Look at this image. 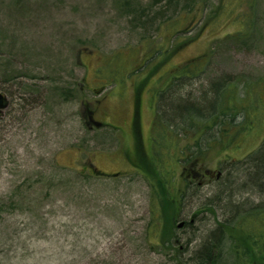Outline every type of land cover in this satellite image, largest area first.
I'll use <instances>...</instances> for the list:
<instances>
[{
    "label": "rangeland",
    "instance_id": "rangeland-1",
    "mask_svg": "<svg viewBox=\"0 0 264 264\" xmlns=\"http://www.w3.org/2000/svg\"><path fill=\"white\" fill-rule=\"evenodd\" d=\"M220 1L0 0V92L9 101L0 113V264H205L202 246L222 245L214 232L233 210L264 205V167H256L264 166V119L225 154L207 147L217 128L202 137L200 160L224 178L206 186L197 179L185 189L179 217L188 226L176 225L165 246L150 241L157 193L128 160L139 143L138 94L150 149L156 114L157 140L164 126L176 129L174 108L201 107L204 120L214 105L236 103L222 100L220 85L250 96L264 81V0L245 42L230 37L241 28L230 17L217 16L207 30L201 22L191 33L188 24L172 33L196 11L214 16ZM190 37L147 78L158 63L155 55L147 59L150 49H172ZM202 58L200 76L172 86L173 69ZM256 90L259 116L264 85ZM252 99H244L249 109ZM166 163L172 171V160ZM179 177L182 187L188 179ZM250 226L259 232L261 225Z\"/></svg>",
    "mask_w": 264,
    "mask_h": 264
},
{
    "label": "trees",
    "instance_id": "trees-1",
    "mask_svg": "<svg viewBox=\"0 0 264 264\" xmlns=\"http://www.w3.org/2000/svg\"><path fill=\"white\" fill-rule=\"evenodd\" d=\"M258 0H221L218 5L214 16L205 15L204 11H196L191 18L178 19L174 25H181L180 29L173 28L172 33L177 34L184 26L190 25L189 29H186L187 33H191L201 22L203 27L201 30L209 28L216 22L218 17L232 18L233 24L235 23L241 28L237 30L234 35L230 37L238 39L240 42H245L249 39L250 34L256 28V6ZM245 6L249 8L247 12L240 11L239 9ZM200 7V5H199ZM218 16V17H217ZM217 17V18H216ZM180 22V23H179ZM185 31V29H184ZM183 31V32H184ZM194 38H188L185 41L179 42L172 49L166 48H153L150 49L147 59H151L153 55V61H158L154 70H151L147 78L153 77L168 60L184 47ZM161 51V53H159ZM201 61L204 59H195L190 61L184 66H178L173 74L170 76L172 86L177 84L181 79H192L201 75L202 66ZM146 63V62H145ZM143 64L139 70L144 68ZM177 80V81H176ZM264 85V81L256 84L251 90L247 87L245 90L250 91V96L240 95V90L237 85L222 86L220 92L221 98L224 101L225 97L236 98V103L227 104L222 102L219 105L212 107L213 112L203 120L205 117L204 112L201 114V107H191L192 110L188 111L180 105L178 108L173 109L175 117L176 129L172 130L168 126H164L162 136L156 140V137L151 139L150 149H146L142 143V140H138L140 148L136 142L134 152L128 153V160L130 165L142 173L147 179L152 189L154 188L157 195H153L151 198L152 206L155 207L153 211V217L155 220L154 233L150 236V241L155 244V241L168 244L171 240V236L175 226L177 225V219L180 214V206L182 200V193L184 194L185 188L178 186V176H180V170L182 169L180 162L185 160L190 167L201 168V164H204L201 155V139L209 131H213L217 128V134L213 137V140H209L207 145L212 148H219L218 153L225 154L229 144L234 145L235 138L240 136L248 138L247 133L258 124H262L264 119V112H261L259 116L257 103L262 100V95L256 90L257 87ZM253 97V108L249 109V104L244 103V99ZM221 100V101H222ZM169 105V104H168ZM210 105V104H209ZM183 107V108H181ZM89 112H91L89 110ZM180 112L187 113L186 115ZM92 114V113H90ZM241 114V120L239 115ZM157 117V122L160 124L161 116ZM258 119V120H256ZM162 122V120H161ZM161 126V125H159ZM170 126V125H169ZM202 128V129H201ZM253 133V132H252ZM251 133V134H252ZM251 136V135H250ZM187 141L186 143H184ZM215 142L216 145L211 144ZM184 143V144H183ZM197 149V153H191V150ZM226 150V151H225ZM260 153V152H259ZM262 153V152H261ZM219 154V155H220ZM171 159L174 169L169 170V164L166 163L168 159ZM257 163L258 160H257ZM91 167L90 165L87 169ZM258 169L264 167L263 163L259 164ZM93 173L100 174L96 170H92ZM258 176V175H257ZM255 180V179H254ZM258 181V180H257ZM171 187V190H170ZM237 209V208H236ZM233 210V214H230L231 219L226 218L224 222L220 224L218 231V238L222 239V245H214L212 247L211 240L205 242L202 246L204 249L203 255L200 257L205 264H215L216 262L223 261V253L225 248H229L230 253H238V256H259L264 253V205L259 207L254 206L250 211H236ZM0 213L1 207H0ZM252 222L258 223L260 229L259 232H255L250 226ZM215 232V233H216ZM210 242V244H209ZM216 244V242H215ZM217 248L220 254H215L212 249ZM202 249V250H203ZM201 250V251H202ZM253 260V258H252ZM256 261V259L254 260ZM245 261L237 260L236 264H244Z\"/></svg>",
    "mask_w": 264,
    "mask_h": 264
},
{
    "label": "flooded vegetation",
    "instance_id": "flooded-vegetation-1",
    "mask_svg": "<svg viewBox=\"0 0 264 264\" xmlns=\"http://www.w3.org/2000/svg\"><path fill=\"white\" fill-rule=\"evenodd\" d=\"M140 103H141V93L138 94L137 96V100H136V109H135V115H134V125H135V132H136V141L138 140H143V135H142V126H141V108H140ZM157 117L155 115V119H154V128L152 129V134H151V139L155 137V135L157 134ZM91 122H93L95 125L97 126H101L102 123L98 122L97 120L94 119L93 116L90 117ZM143 143V141H142ZM144 145V144H143ZM132 152V151H130ZM134 152V151H133ZM132 152V153H133ZM217 168V167H216ZM211 169L209 167H206L205 164H201V168H194V167H184L180 170V176H182V179L185 180L188 179L187 182L183 183V187L186 189L188 188L190 185L194 184L197 182V179H199V181L197 182L200 186L201 185H209L210 183H212L213 181H220L224 178V172L220 171L218 168L217 169ZM178 179H180V177L178 176ZM183 197V193L181 194ZM182 217H179L177 222H179L178 228L180 229H184L185 227L188 226V222L182 220ZM182 222V224H184L182 227H180V223ZM216 232V231H215ZM214 232V233H215ZM215 234H219V232L217 231ZM224 257H222L223 261H219L220 264H236L237 260L240 259L242 261H245L244 264H249L251 262V264H264V253H262L259 256H256V261H251V259L253 258V256H238V253H230L229 252V248H225L224 249ZM220 254L221 252L218 250L216 255ZM261 259V260H260ZM218 262H216L215 264H217Z\"/></svg>",
    "mask_w": 264,
    "mask_h": 264
},
{
    "label": "water",
    "instance_id": "water-1",
    "mask_svg": "<svg viewBox=\"0 0 264 264\" xmlns=\"http://www.w3.org/2000/svg\"><path fill=\"white\" fill-rule=\"evenodd\" d=\"M9 106V101L6 95L0 92V113L7 109ZM184 224H181L180 227H182Z\"/></svg>",
    "mask_w": 264,
    "mask_h": 264
}]
</instances>
